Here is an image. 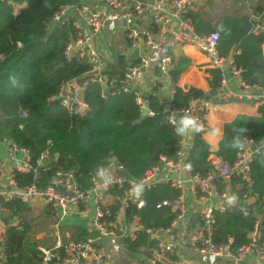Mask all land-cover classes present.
Returning <instances> with one entry per match:
<instances>
[{
  "label": "trees",
  "instance_id": "16d2710c",
  "mask_svg": "<svg viewBox=\"0 0 264 264\" xmlns=\"http://www.w3.org/2000/svg\"><path fill=\"white\" fill-rule=\"evenodd\" d=\"M209 2L211 0H208ZM80 0H0V141H8L26 150L36 166V160L47 154L52 169L38 168V174L15 173L20 188L36 184L41 190L49 185L53 170L74 171L83 188L91 186V179L112 161L122 165L129 176L139 181L156 167L161 157L173 160L182 147V136L168 123V112L175 113L199 99H207L203 91L182 89L178 80L185 67L171 72L173 99L157 95L161 84L156 82L153 92L144 101L153 116L144 115L136 101L135 90L102 97V88L90 84L83 93L85 114H69L57 100L61 88L73 80L85 81L90 66L85 60L68 59V45L75 39L76 30L71 21L51 28L55 14L66 7L79 6ZM261 9L256 10L258 13ZM189 17L197 33L208 36L220 33L218 51L222 57H232L244 83L264 90V33L250 34L252 24L248 15H209L198 8ZM113 62L105 70L107 92L121 91L129 65V57L110 46ZM132 63H137L136 59ZM107 72V73H106ZM210 87L216 89L220 74L212 70ZM15 81V83H13ZM257 116L239 115L224 127L223 137L216 152L198 132L189 144L187 162L193 173L206 175L209 158L216 155L232 164L239 147L246 140L259 145L250 173V187L237 179L232 181V195L250 197L246 205L249 216L238 206L226 213L215 214L213 241L216 245L234 239V252L250 243L255 219L264 215V104L257 106ZM168 110V112H164ZM179 124V123H178ZM177 124V125H178ZM243 129V131H241ZM117 199L114 209L125 197L124 190L114 189ZM180 192L170 185L162 184L143 191L141 199L146 207L137 211L130 207L126 218L137 216L145 228H167L174 221L171 206L158 209L162 202L173 203ZM20 222L10 224L4 231L2 244L5 257L3 264H41L42 253L38 241L30 239V224L23 217L28 207L19 201L4 205ZM54 210L47 212L54 217ZM12 217V218H13ZM264 243V222H262ZM79 240H86L87 232ZM131 252L146 251L153 245L146 233L137 241L129 242Z\"/></svg>",
  "mask_w": 264,
  "mask_h": 264
},
{
  "label": "built area",
  "instance_id": "2783aa9c",
  "mask_svg": "<svg viewBox=\"0 0 264 264\" xmlns=\"http://www.w3.org/2000/svg\"><path fill=\"white\" fill-rule=\"evenodd\" d=\"M92 4L61 8L54 16L51 28L64 25L71 21L76 37L66 49L68 59L85 60L90 66L88 78L85 81L73 80L66 83L60 90V105L69 114H80L88 110L83 103V93L90 84L102 88V97L115 96L135 90L136 101L143 109L146 108L144 97L134 84L140 81L151 67L150 58L145 53L152 47L155 52L156 64L163 76H170L175 69L173 51L178 46L195 47L203 54L209 65L220 74L217 89L207 99L192 101L188 107L171 112L168 123L177 127L179 118L190 115L200 123L201 130L206 131L209 115L221 106L233 103H249L256 106L264 104V90L244 83L240 71L234 65L232 57H222L219 54L220 33L214 32L208 36H200L189 13L200 9L206 0H93ZM232 2H247L249 0H220ZM148 16L151 23L158 27L155 35L149 29L140 27L136 19ZM252 24L250 34L260 36L264 33V9L249 15ZM122 22L123 32L129 42V65L127 67L124 87L121 91L107 92V78L105 70L113 62V54L108 45L101 41L103 31L108 22ZM139 50L138 56L133 52ZM136 59L137 63H132ZM171 77V76H170ZM173 85L169 100L173 99ZM164 112H168L165 110ZM150 116L153 114L150 112ZM198 133L195 132L194 135ZM193 135V136H194ZM189 140L187 133L182 136V147L175 159L160 158L159 164L149 170L139 181L132 179L126 169L112 161L102 168L92 179L88 189L79 183L74 171L63 169L53 170L49 185L41 190L36 184L20 188L15 180H9V188L0 191V262L4 260L5 252L2 237L5 231L3 216L7 211L5 204L19 201L24 205H32L36 199L43 200L46 205L55 209L58 222L54 225L57 231L74 210L82 214L85 208L93 206V224L97 232L110 239L121 238L135 242L139 236L146 233L154 242L151 249L150 264H204L200 260L192 259L183 254L184 250L200 256L208 255L214 258L240 262L251 253L264 260V243L262 241V219H255L250 235V243L234 252V239L228 237L227 243L216 245L213 241L215 231V214L226 213L238 206L249 216L246 205L250 197H238L227 190H219V185L241 180L250 187V173L253 160L260 151V146L253 141L246 140L239 147L235 161L232 164L222 158L212 155L209 158V170L206 175L193 173L187 162ZM18 153L22 157L18 158ZM9 158L13 172L38 174V168L45 171L52 169V162L47 154H43L33 164L30 154L10 143ZM4 160L0 158V175ZM103 173V175H101ZM167 184L180 192V196L173 203L162 202L157 208L171 206L175 214L174 221L167 228H145L139 217L126 218V211L135 207L141 211L146 202L141 194L136 195L133 188L142 186L143 191H149L159 185ZM114 189L124 190L125 197L119 202V208L113 207L117 199L112 197ZM141 192V193H142ZM231 200V203L229 202ZM192 201L199 205L193 208ZM57 242L51 248L41 249V264H107L110 255L100 250L87 240H70L61 242L60 234Z\"/></svg>",
  "mask_w": 264,
  "mask_h": 264
},
{
  "label": "crops",
  "instance_id": "0c3cea01",
  "mask_svg": "<svg viewBox=\"0 0 264 264\" xmlns=\"http://www.w3.org/2000/svg\"><path fill=\"white\" fill-rule=\"evenodd\" d=\"M220 1V0H219ZM227 2V1H226ZM232 2V1H229ZM264 0H249L247 2H233L238 3L239 6L233 8L234 13H225L222 15H250L256 13L258 9H264ZM93 0H80V4H92ZM205 3H209L208 0ZM240 8L241 12H238ZM253 9V10H252ZM249 10V11H247ZM252 10V11H251ZM220 16V15H218ZM136 23L140 27H144L152 31L155 35L157 34L158 27L153 25L148 16H141L136 19ZM102 42H104L109 47L112 46L113 49L127 55L129 53V42L123 32V23L122 22H110L106 25L103 35ZM111 49V48H110ZM147 56L150 58L151 67L145 73L144 77L134 84V87L141 92L144 100L147 101L149 94L153 92V87L156 82L161 84L159 92L157 95H162L165 98H169L172 90V80L169 76H163L159 72L156 64L155 52L152 47L147 48ZM264 53V47H263ZM173 57L175 61V67L177 64L179 66L185 67V71L182 73L178 80V86L182 89L195 88L203 91L206 95H211L216 89L210 87L209 82L214 79L211 76V71L214 70L207 60V58L201 54L195 47L192 46H178L173 51ZM258 109L256 105L249 103H233L231 105L221 106L215 111H213L207 120L206 131L204 133V138L206 142L210 145L211 151L216 152L219 147V143L222 140L224 127L226 124L232 122L239 115L247 116H257ZM194 132H188L187 137L189 142L193 139ZM9 148L10 142L0 141V158L4 160V166L0 175V191L6 190L9 188V180L14 178V172L12 168V163L9 158ZM18 158L22 157V153H18ZM232 183H227L226 185H219V190H227L231 192ZM195 201H192V209H199V205H195ZM29 213H36V216L40 219H47L49 216L47 212L49 208L52 210L55 209L52 206L46 205L41 199H36L32 205L28 206ZM264 210V206H263ZM94 209L93 206L85 208L82 214H77L74 210L70 215L65 219L61 225V230L57 231L54 228V225L58 222V218L54 213V222L51 225L54 230V236L56 241H54V246L57 242V235L60 234L61 242L66 243L70 240H76L79 236L83 235L82 231L87 232L86 240L93 243L103 252H106L110 255V258L107 264H150L151 258V249L145 250L142 248L140 252H131L128 247L126 240L121 238L110 239L101 236L94 227ZM11 212L7 209L4 213L3 220L8 218L9 225H16V218H12ZM51 218V217H50ZM262 222H264V215H260ZM15 223V224H14ZM8 225V226H9ZM52 230V232H53ZM45 246V247H49ZM51 246V247H52ZM50 247V248H51ZM44 249L43 246L40 248ZM47 249V248H46ZM183 254L192 259H197L203 262L204 264H264V260H261L257 257L256 253H251L244 260L236 263L227 259L214 258L212 256L204 255L200 256L195 253H191L188 250H184ZM0 264H3L0 262Z\"/></svg>",
  "mask_w": 264,
  "mask_h": 264
},
{
  "label": "rangeland",
  "instance_id": "374dc122",
  "mask_svg": "<svg viewBox=\"0 0 264 264\" xmlns=\"http://www.w3.org/2000/svg\"><path fill=\"white\" fill-rule=\"evenodd\" d=\"M264 4V2L262 3ZM236 6H239L238 3H233L229 1H219V0H211L209 3L202 2L200 7L208 12L209 15H222V14H229L234 13L233 8H236ZM238 12L240 11V8H238ZM253 10V9H252ZM251 10V11H252ZM249 11V10H247ZM110 23V22H108ZM107 23V24H108ZM106 24V25H107ZM107 73V72H106ZM106 75V74H105ZM27 222H29V235L31 240H36L39 242L38 246H43V248H50L54 241H56V238L54 236V230L52 229V224L54 222V218H47V219H40V216L37 217L36 213H28L27 215L23 216ZM17 224L20 222L18 218H16ZM3 224L5 226V230L9 225L8 218L3 220ZM15 224V223H14ZM53 230V232H52ZM49 247H45L48 246Z\"/></svg>",
  "mask_w": 264,
  "mask_h": 264
},
{
  "label": "clouds",
  "instance_id": "9594fccd",
  "mask_svg": "<svg viewBox=\"0 0 264 264\" xmlns=\"http://www.w3.org/2000/svg\"><path fill=\"white\" fill-rule=\"evenodd\" d=\"M15 83V81H13ZM201 125L197 121V119L190 115H183L179 118V124L175 128V132L178 136H184L188 132H199L201 130ZM243 131V129H241ZM235 146L242 147L243 145L240 144L239 139L237 138L235 141ZM103 175V173H101ZM133 192L136 195H140L142 192V186L137 185L133 188ZM231 203V200L229 201Z\"/></svg>",
  "mask_w": 264,
  "mask_h": 264
},
{
  "label": "water",
  "instance_id": "95a60500",
  "mask_svg": "<svg viewBox=\"0 0 264 264\" xmlns=\"http://www.w3.org/2000/svg\"><path fill=\"white\" fill-rule=\"evenodd\" d=\"M152 2H153V1L151 0L150 3H152ZM138 53H139V50L136 49V50L133 52V55H134V56H138ZM57 100H58V101L60 100V96L57 97ZM86 112H87V111H84L83 113H80V114L82 115V114H85ZM143 114H144V115H149V114H150V110H149L147 107L144 108V109H143ZM167 114H168V116H171V112H168ZM0 213H1V215H3L2 212H0Z\"/></svg>",
  "mask_w": 264,
  "mask_h": 264
}]
</instances>
